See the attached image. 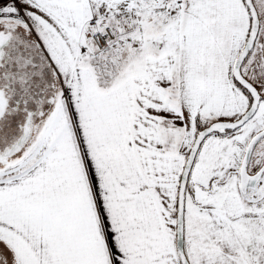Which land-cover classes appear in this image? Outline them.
I'll return each instance as SVG.
<instances>
[{"label":"snow or ice","instance_id":"obj_1","mask_svg":"<svg viewBox=\"0 0 264 264\" xmlns=\"http://www.w3.org/2000/svg\"><path fill=\"white\" fill-rule=\"evenodd\" d=\"M0 264H264V0H0Z\"/></svg>","mask_w":264,"mask_h":264}]
</instances>
